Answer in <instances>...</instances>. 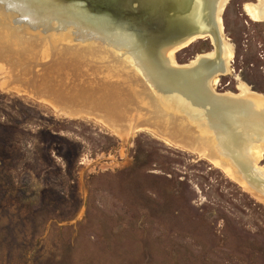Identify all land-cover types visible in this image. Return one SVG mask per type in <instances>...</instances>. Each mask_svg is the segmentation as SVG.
I'll return each instance as SVG.
<instances>
[{
    "label": "rangeland",
    "instance_id": "1",
    "mask_svg": "<svg viewBox=\"0 0 264 264\" xmlns=\"http://www.w3.org/2000/svg\"><path fill=\"white\" fill-rule=\"evenodd\" d=\"M226 1L232 57L213 90L264 95V23L246 11L258 0ZM73 42L49 60L0 45V264H264V198L123 79L83 71ZM189 44L177 64L213 51ZM82 71L91 92L75 84ZM103 81L125 97L116 110H102Z\"/></svg>",
    "mask_w": 264,
    "mask_h": 264
},
{
    "label": "water",
    "instance_id": "2",
    "mask_svg": "<svg viewBox=\"0 0 264 264\" xmlns=\"http://www.w3.org/2000/svg\"><path fill=\"white\" fill-rule=\"evenodd\" d=\"M224 1L33 0L29 3L23 0L21 3H29L41 23L55 22L54 14L69 11V15L82 17L86 26L97 23L103 31L120 37L126 45L124 55L145 75L140 73L143 80L138 77L151 87L173 120H180L194 137H203L209 148L203 147L213 159L229 164L241 181L264 198V175L257 166L259 159L252 155L255 145L264 144V95L218 94L211 83L227 70L221 24ZM198 37L209 38L213 51L192 63L177 64L175 52ZM194 143L198 144L196 139ZM227 143L231 145L228 152L223 146Z\"/></svg>",
    "mask_w": 264,
    "mask_h": 264
},
{
    "label": "bare ground",
    "instance_id": "3",
    "mask_svg": "<svg viewBox=\"0 0 264 264\" xmlns=\"http://www.w3.org/2000/svg\"><path fill=\"white\" fill-rule=\"evenodd\" d=\"M22 1L20 0H0V45L3 46V49H4V46H6V47L16 50V52H19L21 50L24 51V49L27 46L33 47L34 45V46L39 47L37 51L38 52L37 56L39 55L41 57V60H46V59L49 60L50 59L49 56L52 53L51 49L56 47V43H59L61 40L66 41V39L69 41V43H74L73 40L81 39L84 42V43L82 42L83 45L72 44L71 46L74 45L73 47L75 49H73L74 50L73 51L71 48L72 51H70L68 55H77L82 59V61L84 62V64L82 65L83 71L84 70L86 72L91 71V73H94L95 76L98 75L99 77H101L104 73L101 72L100 67H104L105 69H107L106 78L111 79V80L114 79V76H116V78H119V79L121 78L123 79L125 83L131 86L129 88H132L131 90L133 92L135 93L140 92L141 97H143L146 103L151 104V102H154L155 105L153 107V104H152V108L154 109L156 115L162 117L161 120L164 119L165 122H172L174 126H176L177 121L183 124L180 120H173L174 117L170 115L169 113H163L164 111L162 109L165 110V108L161 105L162 101L160 99L157 100L155 98L156 95L153 93L151 87L149 89L148 85L144 81L143 82L141 81V79L143 80V77L140 75V73L143 75L144 73L142 71L139 72L137 69H135L132 59L129 56L127 57L124 55L123 50L125 49L126 45H124L120 37L118 38L116 36H113L112 33L107 32V30L103 31L97 23H91L90 26H86L87 24L85 25V23H83L84 19L82 17L78 18L75 15H69V11H66L65 13H63V15L54 14L53 17L55 20H57L55 22H42L41 23L36 17L35 12L32 10V6L31 5L29 6V3L30 2L32 3L33 0L31 1L25 0L29 3H21ZM225 3H226V0L224 1L223 4H221V6L223 7ZM246 11L252 20L256 22L264 23V0H258V4L247 5ZM198 38H203V37H198ZM198 38H194V39H198ZM194 39H191L190 42H187L182 47L184 48L189 43H191ZM207 40H209V38H207ZM67 44L68 43H66L65 45ZM6 50L8 51V49ZM199 57L200 56H198L196 59H198ZM209 57H211V54L209 55ZM231 57H232V48L225 41V44L223 45V58L226 64H227V60L230 59ZM75 65L78 67L81 64L75 63ZM102 70L104 69L102 68ZM80 71L81 70H79V72ZM67 72H70V71H67ZM228 73L229 71L227 68L224 75H227ZM84 75H88V78H89V74L87 73H83L82 75L80 74L78 75L79 78L77 79L75 84L78 86V88H80L81 90L80 92H83V91L91 92L92 90L90 89L94 85H92V82H89L88 79L86 82H82L81 79H82V76ZM138 75L140 76L141 79L138 77ZM224 75H219V76H224ZM217 77H215L213 81L216 80ZM107 82L108 81L100 82V85H99L101 90H105V91L106 89L109 90V92L106 93L105 97L103 98L104 102H101V105L104 106L102 110L103 109L116 110L118 109L119 104L120 106L121 104H123V101H124L123 99L125 97L122 94H120V92H117L116 89L110 88L112 84H109L110 82L109 83ZM128 85H125V86H128ZM66 90L67 89H64V88L62 89L61 96L64 97L65 94H68V91ZM240 91H241V94H240L241 97H251L248 92V89L243 87V85L241 86ZM198 137L200 138L199 141L201 143H206L203 137H200V136ZM192 139L194 138L192 137ZM196 141L198 142V140ZM218 146H219V149L222 151L223 149L221 148V145L218 144ZM223 146L226 152H228L227 150L231 148L230 143L224 144ZM262 146L263 145L261 146L259 145V147L257 146V148L254 146L252 149L253 156L255 155L258 159H260L261 157V153H259L258 155V148L262 149ZM218 161H219L218 164L214 163L216 166L222 165L224 166L223 168L225 167L229 168V166H227L229 164L224 163L220 159H218ZM263 171H260V172L262 173ZM223 172L229 178L233 180V177L231 176L232 173L231 174L229 173L231 171L224 170ZM234 172L236 173L235 170ZM263 175H264V172H263Z\"/></svg>",
    "mask_w": 264,
    "mask_h": 264
},
{
    "label": "crops",
    "instance_id": "4",
    "mask_svg": "<svg viewBox=\"0 0 264 264\" xmlns=\"http://www.w3.org/2000/svg\"><path fill=\"white\" fill-rule=\"evenodd\" d=\"M246 12V11H245ZM254 22H256V21H254ZM258 23H261V22H258Z\"/></svg>",
    "mask_w": 264,
    "mask_h": 264
}]
</instances>
